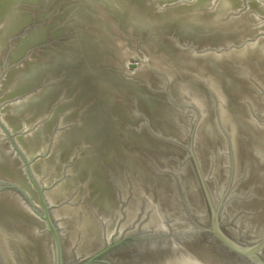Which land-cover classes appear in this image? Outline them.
Returning <instances> with one entry per match:
<instances>
[{"label":"water","instance_id":"obj_1","mask_svg":"<svg viewBox=\"0 0 264 264\" xmlns=\"http://www.w3.org/2000/svg\"><path fill=\"white\" fill-rule=\"evenodd\" d=\"M0 264H264V0H0Z\"/></svg>","mask_w":264,"mask_h":264}]
</instances>
